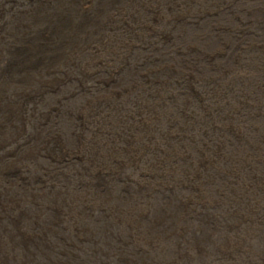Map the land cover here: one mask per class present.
I'll list each match as a JSON object with an SVG mask.
<instances>
[{
	"label": "rangeland",
	"instance_id": "1",
	"mask_svg": "<svg viewBox=\"0 0 264 264\" xmlns=\"http://www.w3.org/2000/svg\"><path fill=\"white\" fill-rule=\"evenodd\" d=\"M0 234L7 264H264V0H0Z\"/></svg>",
	"mask_w": 264,
	"mask_h": 264
},
{
	"label": "bare ground",
	"instance_id": "2",
	"mask_svg": "<svg viewBox=\"0 0 264 264\" xmlns=\"http://www.w3.org/2000/svg\"><path fill=\"white\" fill-rule=\"evenodd\" d=\"M86 66V65H85ZM3 111V110H2ZM9 113H10V111H9ZM17 114V113H16ZM21 116V115H20ZM13 117V116H12ZM18 117V116H17ZM19 118V117H18ZM16 119V118H15ZM22 121V120H21ZM20 121V122H21ZM17 122H18V120H17ZM2 130V129H1ZM3 134V133H2ZM9 137H11V136H9ZM19 137V136H18ZM7 138V137H6ZM5 138V139H6ZM4 139V140H5ZM133 142V141H132ZM7 143V142H6ZM86 144H88V143H86ZM132 144V143H131ZM1 145L2 146H4V143H1ZM136 146V145H135ZM143 146V145H142ZM108 147V146H107ZM81 148H83V147H81ZM131 148V147H130ZM129 148V149H130ZM92 149V148H91ZM137 149V148H136ZM141 151H142V149H140ZM38 151V150H37ZM83 151V150H82ZM81 151V152H82ZM100 151V150H99ZM137 151V150H136ZM80 152V153H81ZM103 152V151H102ZM128 152V151H127ZM127 152H125V153H127ZM144 152V151H143ZM38 153H39V151H38ZM42 153V152H41ZM104 153V152H103ZM141 153V152H140ZM171 153H172V151H171ZM79 154V153H78ZM152 154V153H151ZM174 154V153H173ZM231 154V153H230ZM82 155V154H81ZM102 155V154H101ZM150 155V154H149ZM172 155V154H171ZM177 155V154H176ZM180 155V154H179ZM141 156V155H140ZM108 157V156H107ZM110 157V156H109ZM108 157V158H109ZM34 158V153H30V154H28L27 155V159L28 160H32ZM61 158H62V156H61ZM60 158V159H61ZM63 159V158H62ZM87 159H89V157H87ZM103 159V158H102ZM107 159V158H106ZM133 159H135V158H133ZM78 160V159H77ZM56 161V160H55ZM85 161V160H84ZM90 161V160H89ZM93 161V160H92ZM118 161V160H117ZM8 162V161H7ZM33 163H35L34 161H32ZM95 162V161H94ZM59 163V162H58ZM82 163V162H81ZM93 163V162H92ZM101 163V162H100ZM118 163V162H117ZM126 163V162H125ZM133 163V162H132ZM162 163H163V161H162ZM97 165H98V163H96ZM129 164V163H128ZM10 165V164H9ZM102 165H103V163H102ZM115 165H117V164H115ZM132 165V164H131ZM135 165V164H134ZM144 165V164H143ZM92 166H94V165H92ZM107 166V165H106ZM118 166V165H117ZM123 166H124V164H123ZM39 167V166H38ZM95 167V166H94ZM105 167V166H104ZM120 167H122V165L120 166ZM129 167V166H128ZM88 168V167H87ZM96 168V167H95ZM95 168H93V169H95ZM113 168V167H112ZM101 169V168H100ZM114 169V168H113ZM119 169V168H118ZM96 170V169H95ZM99 170V169H98ZM117 170V169H116ZM15 171V170H14ZM16 171H17V169H16ZM115 171V170H114ZM144 171V170H143ZM166 171V170H165ZM97 172V171H96ZM99 172V171H98ZM118 172V171H117ZM14 173V172H13ZM45 173V172H44ZM115 173V172H114ZM159 173V172H158ZM12 175V174H11ZM93 175V174H92ZM195 175V174H194ZM193 175V176H194ZM4 176V175H3ZM2 176V177H3ZM15 176V175H14ZM53 176H55V175H53ZM83 176V175H82ZM89 176V175H88ZM87 176V177H88ZM94 176V175H93ZM105 176V175H104ZM149 176V175H148ZM191 176V175H190ZM56 177V176H55ZM115 177V176H114ZM113 177V178H114ZM4 178V177H3ZM13 178V177H12ZM112 178V179H113ZM194 178V177H193ZM94 179V178H93ZM5 180V179H4ZM90 180V179H89ZM95 180V179H94ZM99 180V179H98ZM105 180V179H104ZM160 180V179H159ZM195 180V179H194ZM83 181V180H82ZM101 181V180H100ZM45 182V181H44ZM97 182V181H96ZM115 182V181H114ZM3 183V182H2ZM120 183V182H119ZM256 183V182H255ZM93 184H95V183H93ZM98 184H99V182H98ZM202 184V183H201ZM91 185V184H90ZM194 185V184H193ZM88 187V186H87ZM95 187H96V185H95ZM207 187V186H206ZM70 188V187H69ZM163 189V188H162ZM254 191V190H253ZM251 192V191H250ZM241 193V192H240ZM32 194V193H31ZM257 194V193H256ZM57 196V195H56ZM204 196V195H203ZM32 197V196H31ZM30 197V198H31ZM38 198H39V196H38ZM136 199V198H135ZM244 199V198H243ZM21 200V199H20ZM32 200H33V198H32ZM96 200V199H95ZM37 201V200H36ZM205 201V200H204ZM42 202V201H41ZM40 202V203H41ZM71 202V201H70ZM76 202V201H75ZM51 203V202H50ZM63 203V202H62ZM105 203V202H104ZM31 204V203H30ZM54 204V203H53ZM244 204V203H243ZM73 205V204H72ZM116 205V204H115ZM35 206H37V205H35ZM57 206V205H56ZM177 207V206H176ZM4 208H7V207H4ZM34 208V207H33ZM115 208V207H114ZM78 209V208H77ZM9 210H10V208H9ZM20 210H22V209H20ZM57 210V209H56ZM5 211H7V210H5ZM45 212V211H44ZM80 214V213H79ZM17 215V214H16ZM86 215V214H85ZM118 215V214H117ZM2 216V215H1ZM88 216V215H87ZM242 216H244V215H242ZM25 217V216H24ZM2 218V217H1ZM4 219V218H3ZM48 219V218H47ZM86 219V218H85ZM252 219V218H251ZM88 220V219H87ZM180 221V220H179ZM208 221V220H207ZM8 222V221H7ZM25 222V221H24ZM4 223H6V222H4ZM16 223V222H15ZM70 223V222H69ZM130 223V222H129ZM20 225V224H19ZM30 225H32V224H30ZM56 225V224H55ZM13 226V225H12ZM21 226V225H20ZM26 226H27V224H26ZM11 227V226H10ZM23 227V226H22ZM31 227V226H30ZM74 227V226H73ZM3 228V227H2ZM13 228H14V226H13ZM24 228V227H23ZM27 228H28V226H27ZM250 228V227H249ZM2 230V229H1ZM4 230V229H3ZM40 230V229H39ZM16 230L14 229V231L13 232H15ZM48 231V230H47ZM110 231V230H109ZM109 231H106L105 233L107 234ZM4 232V231H3ZM2 232V233H3ZM13 232H10L9 233V235H8V238H9V241L10 242H12L13 243V240H14V243L15 242H18V241H16L15 240V238H14V233ZM87 232V231H86ZM89 232V231H88ZM87 232V233H88ZM23 233V232H22ZM42 233V232H41ZM93 233V232H92ZM111 233V232H110ZM145 233V232H144ZM46 234V233H45ZM104 234V233H103ZM1 235V234H0ZM4 235V234H3ZM182 236V235H181ZM164 237V236H163ZM24 239H26V241L27 242H29L30 240H31V238L30 237H28V236H24ZM47 239V238H46ZM101 239V238H100ZM2 240V241H1ZM25 241V240H24ZM110 241V240H109ZM27 242H25V243H27ZM31 242V241H30ZM55 242V241H54ZM90 242V241H89ZM106 243V242H105ZM4 241H3V239H2V237L0 236V254H1V256H0V258H1V260H0V264H7V261L11 258L10 257V254L9 253H6L7 252V248L5 249V247H4ZM26 245V244H25ZM64 245V244H63ZM16 245L14 244V247H15ZM19 246H20V244H19ZM215 246V245H214ZM65 248H66V246H65ZM122 248V247H121ZM21 249H23V248H21ZM82 249V248H81ZM5 250V251H4ZM11 250V249H10ZM9 250V251H10ZM17 250H18V248H17ZM19 250H20V248H19ZM25 251H26V249H24ZM83 250V249H82ZM120 250V249H119ZM183 250V249H182ZM14 251V250H13ZM69 251V250H68ZM73 251V250H72ZM22 252V251H21ZM31 252V251H30ZM122 252V251H121ZM15 253V252H14ZM18 253V252H17ZM16 253V254H17ZM29 253V252H28ZM33 253V252H32ZM47 253V252H46ZM50 253V252H49ZM48 253V254H49ZM96 253V252H95ZM51 254V253H50ZM12 255V254H11ZM32 255V254H31ZM30 255V256H31ZM22 256V255H21ZM115 256V255H114ZM117 256V255H116ZM14 257V256H13ZM41 257V256H40ZM119 257V256H118ZM16 258V257H15ZM20 258V257H19ZM22 258V257H21ZM30 258V257H29ZM94 258V257H93ZM24 259V258H23ZM31 259H33V258H31ZM34 259H35V257H34ZM233 259V258H232ZM37 260V259H36ZM40 260V259H39ZM41 260H42V258H41ZM47 260V259H46ZM89 260V259H88ZM98 260V259H97ZM121 260H123V259H121ZM21 261V260H20ZM32 261V260H31ZM35 261V260H34ZM48 261V260H47ZM49 262V261H48ZM37 263V262H36ZM98 263V262H97ZM103 263V262H102ZM173 263V262H172ZM15 264V263H14ZM44 264V263H43ZM55 264V263H54Z\"/></svg>",
	"mask_w": 264,
	"mask_h": 264
},
{
	"label": "trees",
	"instance_id": "3",
	"mask_svg": "<svg viewBox=\"0 0 264 264\" xmlns=\"http://www.w3.org/2000/svg\"><path fill=\"white\" fill-rule=\"evenodd\" d=\"M132 105L134 106V103H132ZM131 109H132V107H131ZM165 124V120H160V122H158L157 124H156V128H157V131H159L160 130V128H161V126H163ZM183 180H187V178H183ZM155 199L156 200H159V197L158 196H155ZM219 242H220V237H219ZM102 242H105L104 240H102Z\"/></svg>",
	"mask_w": 264,
	"mask_h": 264
}]
</instances>
